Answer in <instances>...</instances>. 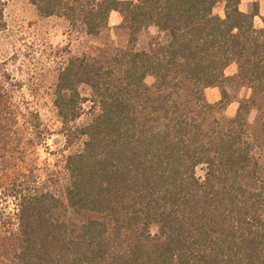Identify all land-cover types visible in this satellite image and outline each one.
<instances>
[{
	"label": "trees",
	"instance_id": "1",
	"mask_svg": "<svg viewBox=\"0 0 264 264\" xmlns=\"http://www.w3.org/2000/svg\"><path fill=\"white\" fill-rule=\"evenodd\" d=\"M29 2L90 38L118 13L129 45L58 68L59 171L39 155L56 131L0 71V264H264L257 5L245 13L242 0ZM5 7L0 0V32ZM150 28L157 36L137 51ZM229 81L251 92L233 118L220 114ZM215 88L221 100L211 104Z\"/></svg>",
	"mask_w": 264,
	"mask_h": 264
},
{
	"label": "rangeland",
	"instance_id": "2",
	"mask_svg": "<svg viewBox=\"0 0 264 264\" xmlns=\"http://www.w3.org/2000/svg\"><path fill=\"white\" fill-rule=\"evenodd\" d=\"M259 1L244 0L241 10L252 13L257 5L259 12ZM5 3L6 28L0 32V71L11 75L13 85L17 84V89H22L25 99L40 109L45 122L56 131L48 140L49 150L41 149L39 155L42 162L47 161L59 171L58 155L64 142L57 134L60 128L51 96L58 68L71 57L125 48L129 45V33L120 27L122 19L118 13L111 15L110 29L106 33L99 38H90L71 29L63 19L40 17L29 0H5ZM215 14L224 17L223 4L216 8ZM263 19L260 16L256 18L257 27H262ZM156 36L157 30L154 28L142 31L138 35L136 50L148 51L151 40ZM225 73L228 79L234 78L237 74L236 64H231ZM154 82L152 76L146 80L148 86H153ZM225 89L229 105L220 114L233 118L239 103L249 99L251 92L231 81L226 83ZM215 92L220 98V89H215ZM207 100L213 104L212 99ZM152 231L155 233V229Z\"/></svg>",
	"mask_w": 264,
	"mask_h": 264
},
{
	"label": "crops",
	"instance_id": "3",
	"mask_svg": "<svg viewBox=\"0 0 264 264\" xmlns=\"http://www.w3.org/2000/svg\"><path fill=\"white\" fill-rule=\"evenodd\" d=\"M242 5H244V0H242V2H241V6ZM247 13H250L249 10ZM259 16L261 18H264V0L259 1V15L256 18H258ZM215 89H208L206 91L207 99H212L213 104L218 103L221 100V97L219 98V96L216 94Z\"/></svg>",
	"mask_w": 264,
	"mask_h": 264
}]
</instances>
